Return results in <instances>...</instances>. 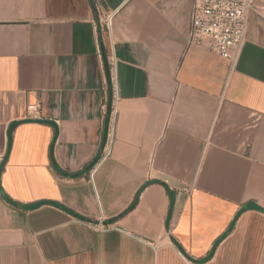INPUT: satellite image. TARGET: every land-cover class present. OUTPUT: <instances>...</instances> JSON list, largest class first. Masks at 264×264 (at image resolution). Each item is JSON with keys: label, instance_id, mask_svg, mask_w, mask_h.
<instances>
[{"label": "crops", "instance_id": "0c3cea01", "mask_svg": "<svg viewBox=\"0 0 264 264\" xmlns=\"http://www.w3.org/2000/svg\"><path fill=\"white\" fill-rule=\"evenodd\" d=\"M193 1L0 0V264H264V0L235 63Z\"/></svg>", "mask_w": 264, "mask_h": 264}, {"label": "built area", "instance_id": "2783aa9c", "mask_svg": "<svg viewBox=\"0 0 264 264\" xmlns=\"http://www.w3.org/2000/svg\"><path fill=\"white\" fill-rule=\"evenodd\" d=\"M254 8V0H194L186 45L206 46L223 59L237 62L247 43L249 16ZM112 106L102 159L111 155L115 141L116 109ZM26 119H41V106L28 105ZM89 225L97 231L109 229L102 223Z\"/></svg>", "mask_w": 264, "mask_h": 264}, {"label": "water", "instance_id": "95a60500", "mask_svg": "<svg viewBox=\"0 0 264 264\" xmlns=\"http://www.w3.org/2000/svg\"><path fill=\"white\" fill-rule=\"evenodd\" d=\"M109 70V69H108ZM111 113V110H109V114ZM43 122H47V121H43ZM17 126V123L13 124L11 129H10V132L13 131V129ZM106 140V139H105ZM171 194V198H172V201L173 203L175 202V197H176V194L175 192H170ZM40 205H36V206H21V208L23 209H36L38 208ZM248 209H258V207L255 205V204H250L248 206Z\"/></svg>", "mask_w": 264, "mask_h": 264}]
</instances>
